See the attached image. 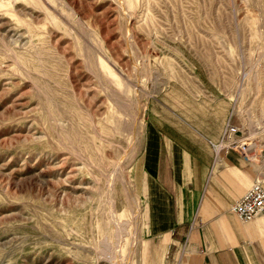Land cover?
<instances>
[{"label":"rangeland","instance_id":"obj_1","mask_svg":"<svg viewBox=\"0 0 264 264\" xmlns=\"http://www.w3.org/2000/svg\"><path fill=\"white\" fill-rule=\"evenodd\" d=\"M193 79L264 161V0H0V264H136L148 103Z\"/></svg>","mask_w":264,"mask_h":264},{"label":"crops","instance_id":"obj_2","mask_svg":"<svg viewBox=\"0 0 264 264\" xmlns=\"http://www.w3.org/2000/svg\"><path fill=\"white\" fill-rule=\"evenodd\" d=\"M147 108L136 264H264V217L242 221L229 210L264 181V161L231 149L215 157L209 142L238 123L229 97L197 79L172 80Z\"/></svg>","mask_w":264,"mask_h":264},{"label":"built area","instance_id":"obj_3","mask_svg":"<svg viewBox=\"0 0 264 264\" xmlns=\"http://www.w3.org/2000/svg\"><path fill=\"white\" fill-rule=\"evenodd\" d=\"M215 157L221 150H234L246 162H252L258 155L256 144L251 142L246 127L242 124L228 121L221 139L209 141ZM229 210L242 221L261 215L264 217V181L256 180L253 185L235 202Z\"/></svg>","mask_w":264,"mask_h":264}]
</instances>
